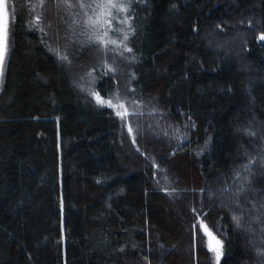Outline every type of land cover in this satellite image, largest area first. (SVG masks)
I'll use <instances>...</instances> for the list:
<instances>
[{
    "label": "trees",
    "instance_id": "trees-1",
    "mask_svg": "<svg viewBox=\"0 0 264 264\" xmlns=\"http://www.w3.org/2000/svg\"><path fill=\"white\" fill-rule=\"evenodd\" d=\"M13 1L0 264H264V0Z\"/></svg>",
    "mask_w": 264,
    "mask_h": 264
},
{
    "label": "snow or ice",
    "instance_id": "snow-or-ice-1",
    "mask_svg": "<svg viewBox=\"0 0 264 264\" xmlns=\"http://www.w3.org/2000/svg\"><path fill=\"white\" fill-rule=\"evenodd\" d=\"M42 2V0H41ZM63 3H65L69 8L73 7V4L71 3V0H63ZM3 4V0H0V5ZM81 8L87 7L84 3H80ZM131 7L130 3H119L117 0H99L95 4V8L99 9V12L96 13V19H93V17H89L87 23L89 25H96L101 22L106 23L108 27H111L112 19H113V9L121 12L127 13ZM37 21H39L40 17L37 16ZM120 23H128L129 24V32L134 31V29L131 28L130 25V18L125 17V19L121 20ZM104 36H107V31H105ZM104 36H96L95 39L101 41L103 44L107 45L109 42L115 44L117 41H108L104 39ZM128 39V33H124L123 41H120V43H124V41H127ZM260 39L264 40V34H261ZM125 48L127 51L131 52L132 50L130 48H127L125 44ZM6 52V32L4 27V21L3 18L0 17V68H2L3 60ZM123 53H121L122 55ZM62 59H66V57H62ZM114 71V69H113ZM92 95H94L99 103H107L109 106H113L111 100L104 101L102 97H100L99 93L93 92ZM118 98V94H117ZM123 105H120L122 107ZM126 111V110H125ZM118 115H123L122 112H117ZM131 130V129H130ZM254 135V133H251ZM247 166H245L246 168ZM233 220L236 222L237 227H241V217L240 216H233ZM201 226L203 227V230L205 234L208 236V247L211 251H213L216 254V259L219 261L220 257L224 254L223 253V241L218 239L213 232L207 227V225L203 224V221L200 222Z\"/></svg>",
    "mask_w": 264,
    "mask_h": 264
},
{
    "label": "rangeland",
    "instance_id": "rangeland-1",
    "mask_svg": "<svg viewBox=\"0 0 264 264\" xmlns=\"http://www.w3.org/2000/svg\"><path fill=\"white\" fill-rule=\"evenodd\" d=\"M97 2H99V0H90V2L87 3V5L89 6L88 11L92 12L94 17H96V13L99 12V9L95 8V4ZM27 5H28V8H27L28 13L34 12L33 10H34V7H36V5L34 3H31V2L28 3ZM17 6L18 5L13 0H3V4L0 5V17L3 18L5 32H6V52H5L2 68H0V92L3 88L2 85H3L4 79H5V69H6V65H7V59H8L9 53H10L9 48H10V42H11V39H10V34H11V29H12L11 25L13 23V17H14L13 14H15ZM33 20H35V19H33ZM102 98L104 101L111 100L113 106H109L107 103H99L97 101L96 97L94 96L95 103L97 105H99L100 107L110 108L120 118L126 117V115L128 113L126 110L127 107L121 100L118 101L114 95L108 99L104 98V97H102ZM119 99H121V97H119ZM120 105H123V106L120 107ZM117 112H122L124 114L118 115ZM206 241H207V247H208V241H209L208 236H207ZM208 249H209V247H208ZM212 253H214V252L212 251Z\"/></svg>",
    "mask_w": 264,
    "mask_h": 264
}]
</instances>
